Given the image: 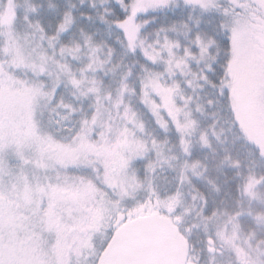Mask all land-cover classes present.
Here are the masks:
<instances>
[{"label": "snow or ice", "instance_id": "6c2138e0", "mask_svg": "<svg viewBox=\"0 0 264 264\" xmlns=\"http://www.w3.org/2000/svg\"><path fill=\"white\" fill-rule=\"evenodd\" d=\"M238 149L264 163V0H0V264H189Z\"/></svg>", "mask_w": 264, "mask_h": 264}, {"label": "rangeland", "instance_id": "374dc122", "mask_svg": "<svg viewBox=\"0 0 264 264\" xmlns=\"http://www.w3.org/2000/svg\"><path fill=\"white\" fill-rule=\"evenodd\" d=\"M230 167H228L229 169ZM201 174H203L204 169H200ZM206 180L207 177H205ZM264 177L250 178L244 184V196L246 197L248 203L252 206H256V211L258 213L251 214V211L248 210L250 206L245 209H240L239 214L231 213H210L207 217H200V219L195 223V225H206L201 226L199 230L203 233H206V236L203 238L206 239L207 235L211 233L213 240H218L223 249V253H230L234 257H240L242 254L246 253L248 250L255 252L257 249L264 254V238L258 236L260 232L259 229L263 227L264 223V188H261ZM259 185V187H258ZM251 214V215H250ZM200 214L197 213V216ZM241 216H247L253 219V227L249 230H246L242 224L238 221V218ZM212 230V231H211ZM194 234L196 231H193ZM197 240H194L195 246H199L198 240L201 239V235L195 237ZM216 244V248L219 246ZM200 246L198 247V249Z\"/></svg>", "mask_w": 264, "mask_h": 264}, {"label": "trees", "instance_id": "16d2710c", "mask_svg": "<svg viewBox=\"0 0 264 264\" xmlns=\"http://www.w3.org/2000/svg\"><path fill=\"white\" fill-rule=\"evenodd\" d=\"M217 134L219 136H224V132L222 129H217ZM233 157L229 160L226 156L225 161H228V167H230L227 171L221 173L220 185L216 183L217 177L215 172L210 174V178L207 177L208 183L211 184L213 191L221 192V185L223 186L222 194L219 196L216 206L212 208L210 213H231V214H239L240 209H245L250 206L248 210L251 211V214H256V206H252L248 203L246 197L244 196V184L250 178L264 177V163L257 166L256 163L250 159H247L243 150H236L233 153ZM243 164L244 170H240V165ZM235 168L236 171L233 172L231 169ZM228 181H232V183H228ZM262 183L261 188H264V181H260ZM250 214V215H251ZM238 221L242 224V226L246 230H249L253 227V219L247 216H241L238 218ZM253 224V225H252ZM260 232L258 236L264 238V223L263 227L259 229Z\"/></svg>", "mask_w": 264, "mask_h": 264}, {"label": "flooded vegetation", "instance_id": "af4514ba", "mask_svg": "<svg viewBox=\"0 0 264 264\" xmlns=\"http://www.w3.org/2000/svg\"><path fill=\"white\" fill-rule=\"evenodd\" d=\"M207 225V224H206ZM206 225H201V226H206ZM194 227H198L200 229V225H193ZM201 233L202 231L199 230ZM199 231H196L195 234L194 232H192L191 234V242L188 243L187 245V249L188 251L191 253V259L189 264H197V262L200 260V256H201V242L203 240V238L206 236V233H203V235L201 233H199ZM212 231V230H211ZM197 235H201V239L198 240L199 242V246L200 248L198 249L199 246H195V242L194 240H197L195 237H197ZM217 239L214 240V247L216 249V253H217V257L215 259H210L208 264H238V261L240 260V257H234L232 254L230 253H223V249L220 246V244H217ZM216 244L219 246V248H216ZM245 254V253H244Z\"/></svg>", "mask_w": 264, "mask_h": 264}, {"label": "water", "instance_id": "95a60500", "mask_svg": "<svg viewBox=\"0 0 264 264\" xmlns=\"http://www.w3.org/2000/svg\"><path fill=\"white\" fill-rule=\"evenodd\" d=\"M181 247H182V242L176 243L172 250L173 251H178V250H180Z\"/></svg>", "mask_w": 264, "mask_h": 264}]
</instances>
